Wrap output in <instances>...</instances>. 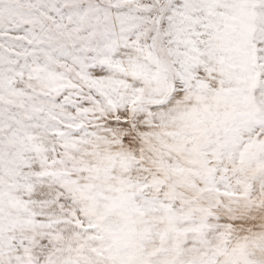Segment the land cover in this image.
Segmentation results:
<instances>
[{
  "label": "snow or ice",
  "instance_id": "obj_1",
  "mask_svg": "<svg viewBox=\"0 0 264 264\" xmlns=\"http://www.w3.org/2000/svg\"><path fill=\"white\" fill-rule=\"evenodd\" d=\"M0 264H264V0H0Z\"/></svg>",
  "mask_w": 264,
  "mask_h": 264
}]
</instances>
